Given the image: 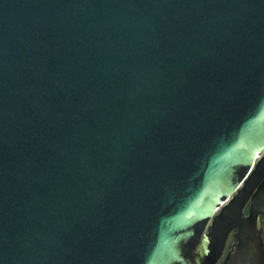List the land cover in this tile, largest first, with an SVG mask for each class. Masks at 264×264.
Listing matches in <instances>:
<instances>
[{
  "label": "water",
  "instance_id": "1",
  "mask_svg": "<svg viewBox=\"0 0 264 264\" xmlns=\"http://www.w3.org/2000/svg\"><path fill=\"white\" fill-rule=\"evenodd\" d=\"M264 0H0V264H264Z\"/></svg>",
  "mask_w": 264,
  "mask_h": 264
},
{
  "label": "flooded vegetation",
  "instance_id": "2",
  "mask_svg": "<svg viewBox=\"0 0 264 264\" xmlns=\"http://www.w3.org/2000/svg\"><path fill=\"white\" fill-rule=\"evenodd\" d=\"M263 222H264V218H263ZM231 240H232V237L230 236V237L228 238V240H227V243H226L225 249H224V251H223L222 256H221L220 259H219L218 264H222V263L224 262V260H225V258H226V255H227V253H228V250H229V248H230V245H231Z\"/></svg>",
  "mask_w": 264,
  "mask_h": 264
}]
</instances>
